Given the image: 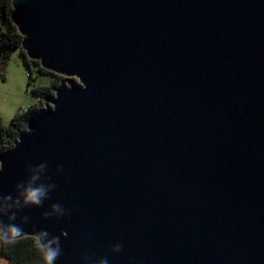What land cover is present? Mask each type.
<instances>
[{"label": "water", "instance_id": "water-1", "mask_svg": "<svg viewBox=\"0 0 264 264\" xmlns=\"http://www.w3.org/2000/svg\"><path fill=\"white\" fill-rule=\"evenodd\" d=\"M10 5L64 78L0 152V196L41 163L55 184L26 236L60 237L55 264H264V0Z\"/></svg>", "mask_w": 264, "mask_h": 264}, {"label": "clouds", "instance_id": "clouds-1", "mask_svg": "<svg viewBox=\"0 0 264 264\" xmlns=\"http://www.w3.org/2000/svg\"><path fill=\"white\" fill-rule=\"evenodd\" d=\"M47 170L46 163H41L35 167L28 169L29 177L27 181L16 185V195L9 194L0 196V217L7 215L9 223H5L0 218V245L12 246L26 236L24 229L14 221L16 220V212L26 207H40L45 200L49 198V193L54 190L55 184L42 181V176ZM57 173H61L62 169L57 168ZM65 214V209L59 204H53L49 212L43 215L45 218L50 215L61 216ZM29 217L24 216L21 223H27ZM35 250L40 254L42 264H55L57 258L61 255L60 237L50 236L46 230H41L31 235ZM122 245L116 244L110 251L118 253L121 251ZM85 264H108L106 258L94 260V257L88 256Z\"/></svg>", "mask_w": 264, "mask_h": 264}, {"label": "trees", "instance_id": "trees-1", "mask_svg": "<svg viewBox=\"0 0 264 264\" xmlns=\"http://www.w3.org/2000/svg\"><path fill=\"white\" fill-rule=\"evenodd\" d=\"M10 10V0H0V20L4 25L3 30H0V63L6 61L14 49H19L22 64L28 70L26 73L28 86L33 81L31 66L37 75L48 77L47 84L32 85L31 88V93L43 100L44 97L53 94L52 88L57 86L63 77L41 67L37 60H31L24 55L20 49L22 37L9 18ZM35 109L36 107L32 105L24 111L14 114L7 125L2 124L0 120V152L13 145L19 133L25 128L26 119ZM0 259L3 260V264H42V259L34 248L31 236L22 237L18 243L12 246L0 245Z\"/></svg>", "mask_w": 264, "mask_h": 264}, {"label": "rangeland", "instance_id": "rangeland-1", "mask_svg": "<svg viewBox=\"0 0 264 264\" xmlns=\"http://www.w3.org/2000/svg\"><path fill=\"white\" fill-rule=\"evenodd\" d=\"M3 28L4 25L0 20V30ZM27 72L28 70L22 64L19 49H14L9 58L0 63V120L4 125L9 123L14 114L24 111L29 106L34 105L40 108L45 105L44 100L38 99L31 93V88L32 85L47 84L48 77L37 75L31 66L33 81L28 86ZM0 264H3L1 259Z\"/></svg>", "mask_w": 264, "mask_h": 264}]
</instances>
